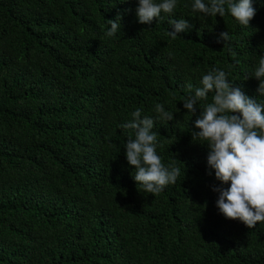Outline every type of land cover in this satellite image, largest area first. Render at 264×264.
I'll use <instances>...</instances> for the list:
<instances>
[{
  "label": "trees",
  "instance_id": "1",
  "mask_svg": "<svg viewBox=\"0 0 264 264\" xmlns=\"http://www.w3.org/2000/svg\"><path fill=\"white\" fill-rule=\"evenodd\" d=\"M193 2L177 0L191 27L173 39L168 14L138 22V0H0V264H264V222L220 213L212 188L229 185L208 174L191 134L200 110L182 101L219 68L264 103L245 79L264 55V0L249 26ZM157 103L174 113L154 124L157 154L181 171L153 195L133 179L121 125Z\"/></svg>",
  "mask_w": 264,
  "mask_h": 264
},
{
  "label": "clouds",
  "instance_id": "2",
  "mask_svg": "<svg viewBox=\"0 0 264 264\" xmlns=\"http://www.w3.org/2000/svg\"><path fill=\"white\" fill-rule=\"evenodd\" d=\"M121 3L125 0H120ZM227 11L241 25L249 26L256 14L253 0H194L193 12L205 16L224 17ZM177 0H138L136 17L139 23L151 25L161 13L170 17L168 24L172 30L168 35L173 39L178 33L187 31L189 21L174 19ZM121 14L109 19L111 25L106 35L111 37L120 30ZM230 39L227 31L221 32L217 43ZM231 51V49H229ZM259 81L258 96L264 97V55H260L258 65L251 76ZM199 87L188 84L183 108L192 116L199 114L191 131L194 141L207 143L208 174L214 170L216 180L228 187L213 186L219 193L216 205L225 218L238 219L248 228L264 222V103H260L227 78L225 71L213 68L204 74ZM209 92L214 93L208 102ZM200 105L197 107V105ZM137 108L131 119L121 125L122 129L134 131L135 138H127L124 148L129 166H134L133 179L143 190L153 195L161 192L169 184H175L180 168L175 162L167 166L157 154V133L153 131L156 121H173L174 113L166 111L161 103L154 106L155 116L143 115ZM186 175V174H185Z\"/></svg>",
  "mask_w": 264,
  "mask_h": 264
}]
</instances>
